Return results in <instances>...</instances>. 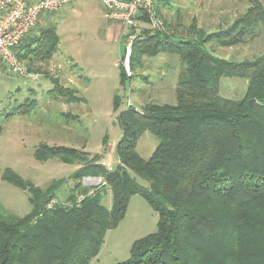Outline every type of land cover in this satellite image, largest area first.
Returning <instances> with one entry per match:
<instances>
[{
	"label": "trees",
	"instance_id": "obj_1",
	"mask_svg": "<svg viewBox=\"0 0 264 264\" xmlns=\"http://www.w3.org/2000/svg\"><path fill=\"white\" fill-rule=\"evenodd\" d=\"M248 1L242 15L214 33L193 21L187 28L192 37L175 39L163 19L164 31L142 30L133 43V64L165 53L178 55L184 67L176 105L128 106L120 114L117 169L74 148L41 146L40 161L80 163L74 193L52 207L63 182L43 190L5 171L7 182L28 191L33 210L23 217L0 216V264H89L106 233L126 216L134 195L158 213V231L136 241L130 258L120 264H264V55L233 62L205 49L211 43L237 47L264 35V5ZM41 35L39 54L50 60L58 50L57 36L51 37V30ZM22 42L16 52L23 62L22 50L30 44ZM121 77L125 86L123 70ZM227 77L248 81L243 99L220 95V81ZM19 113L27 114L22 110L8 116ZM145 132L159 140L148 160L137 152ZM88 177L104 182L92 195L82 185ZM137 178L147 181L148 188ZM108 192L113 196L110 209L102 203Z\"/></svg>",
	"mask_w": 264,
	"mask_h": 264
},
{
	"label": "rangeland",
	"instance_id": "obj_2",
	"mask_svg": "<svg viewBox=\"0 0 264 264\" xmlns=\"http://www.w3.org/2000/svg\"><path fill=\"white\" fill-rule=\"evenodd\" d=\"M219 1L158 0L156 7L171 31L167 34L184 39L192 37L187 30L192 27V21H196L200 28L208 22L205 26L207 32L214 33L218 29L210 28L215 25L210 21L213 11L224 10L219 13V19L221 28L225 29L235 21L236 17L230 16L231 11L238 17L249 7L248 0ZM259 1L264 5V0ZM59 13L62 15L54 14L47 24L39 21L22 42L23 45L27 40L30 44L28 51L22 50L23 64L28 71L26 76H17L6 67H0L2 218L9 215L23 217L33 210L28 191L4 179L7 169L43 190L63 182L55 190L57 201L65 202L74 193L77 182L73 177L79 172L80 163L65 164L58 159L40 161L36 156L41 146L74 148L91 157L99 156L101 165L117 169V146L123 136L119 116L128 108L129 102L130 106L139 109L148 104L177 103L176 87L184 67L178 55L162 53L132 62V76L127 77L124 86L120 67L124 42L109 35L111 22L102 4L98 0H83L81 14ZM48 30H51V37L57 36L58 41V50L50 60L39 54L41 46L38 43L41 34ZM205 49L218 58L233 62L252 60L264 55V35L237 47L223 48L211 43ZM247 82L240 78H222L220 95L241 100ZM116 96L120 97L119 104L115 102ZM22 110L27 114L8 116ZM158 144L159 140L152 133L145 132L138 141L137 152L142 159L148 160ZM137 180L148 188L147 181ZM102 203L108 209L112 207L111 192L103 197ZM158 220V213L149 203L142 196L134 195L126 216L117 228L106 233L98 256L89 264L127 261L136 241L158 231Z\"/></svg>",
	"mask_w": 264,
	"mask_h": 264
},
{
	"label": "built area",
	"instance_id": "obj_3",
	"mask_svg": "<svg viewBox=\"0 0 264 264\" xmlns=\"http://www.w3.org/2000/svg\"><path fill=\"white\" fill-rule=\"evenodd\" d=\"M73 1L0 0V65L17 76H26L28 71L17 56V46L34 30L41 16L59 13ZM98 1L107 12L109 21L121 26L120 39L124 42V50L120 67L126 77H131L133 43L141 35L143 25H148L154 32H161L165 30L164 22L156 12L154 0ZM89 194H94V190ZM78 199H83V196ZM61 203L54 200L49 207Z\"/></svg>",
	"mask_w": 264,
	"mask_h": 264
},
{
	"label": "crops",
	"instance_id": "obj_4",
	"mask_svg": "<svg viewBox=\"0 0 264 264\" xmlns=\"http://www.w3.org/2000/svg\"><path fill=\"white\" fill-rule=\"evenodd\" d=\"M231 1V0H230ZM215 2H217V3H220V1L219 0H215ZM233 3H235L234 1H232ZM243 2V1H242ZM240 5H241V1H240V3H239ZM239 5V6H240ZM103 6V5H102ZM215 9H217L216 7H215ZM247 10V8H245V10L244 11H246ZM242 10H241V8H239V12H241ZM60 12H64L63 14H65V15H68V14H81L82 12H83V0H74L70 5H68V6H66L62 11H60ZM215 12V13H214ZM224 12V10H222V9H220V10H215V11H213V13L211 14V16H210V21H212L211 22V24H215L214 25V27H210V28H216V29H220L222 26H220V24H221V22H220V19H219V13H223ZM238 12V13H239ZM54 14H58V15H62V14H60V13H54ZM54 14H45V15H43V16H41V18H40V22L42 23V24H47L48 22H51L52 21V19H53V15ZM236 13L235 12H230V16L231 17H237V15H235ZM230 17V18H231ZM217 18L219 19V22L218 23H215L216 22V20H217ZM234 19V18H233ZM193 22V21H192ZM191 22V23H192ZM39 23V22H38ZM190 23V24H191ZM210 24V25H211ZM205 26H208V22L205 24ZM205 26L204 25H202V27L204 28V29H206L205 28ZM149 28V27H148ZM143 29H147V25H143ZM120 31H121V26L120 25H117V24H113V23H110V25H109V27H108V33H109V35L112 37V38H114V39H120ZM206 31H208L207 29H206ZM0 67H1V65H0ZM228 78V77H227ZM230 78V77H229ZM233 78H235V77H233ZM240 79H242V78H240ZM247 86H248V82H247ZM86 184H88V185H86ZM104 184V182H103V179L101 178V177H88V178H85L84 180H83V182H82V185L85 187V188H89L90 189V191L91 190H95L96 188H98L100 185H103Z\"/></svg>",
	"mask_w": 264,
	"mask_h": 264
}]
</instances>
